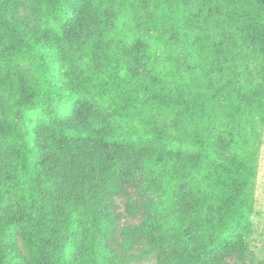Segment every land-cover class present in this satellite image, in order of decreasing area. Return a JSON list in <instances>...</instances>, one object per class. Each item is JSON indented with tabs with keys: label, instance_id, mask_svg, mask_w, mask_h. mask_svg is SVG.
<instances>
[{
	"label": "trees",
	"instance_id": "trees-1",
	"mask_svg": "<svg viewBox=\"0 0 264 264\" xmlns=\"http://www.w3.org/2000/svg\"><path fill=\"white\" fill-rule=\"evenodd\" d=\"M77 2L29 0L21 17L19 0H0V264H128L108 243L130 158L158 196L147 228L179 249L157 264L243 257L264 0H89L93 24L73 39ZM83 102L99 113L72 125Z\"/></svg>",
	"mask_w": 264,
	"mask_h": 264
},
{
	"label": "rangeland",
	"instance_id": "rangeland-1",
	"mask_svg": "<svg viewBox=\"0 0 264 264\" xmlns=\"http://www.w3.org/2000/svg\"><path fill=\"white\" fill-rule=\"evenodd\" d=\"M19 15L28 13L25 5L29 0H19ZM89 0H78L75 18L70 22L74 28L70 32L73 39L85 37L86 30L93 24V17L86 14ZM34 30H40V23L31 24ZM74 50L77 47L72 48ZM66 53L71 56V48L66 47ZM260 64L255 63L253 75L258 79ZM98 108L88 102L77 105L71 124L86 127V117L98 114ZM249 134H247L248 136ZM91 152L103 151L110 155L109 147L102 143H90ZM256 179L255 203L252 210L253 227L248 231L246 254L241 257L235 253L224 258L225 264H264V129L256 142ZM122 157V156H121ZM129 166L125 169L127 180L121 186L122 192L115 193L109 199V207L113 213L115 234L110 239L109 248L128 264H157L172 259L179 253L174 244H166L158 234L157 228L147 226L158 218L153 204L158 203V196L144 192L146 176L142 164L135 158L128 159ZM186 190V189H185ZM185 198V196H183ZM145 227V228H144ZM155 238L157 243L152 242ZM217 255L215 259H218ZM215 264V263H211Z\"/></svg>",
	"mask_w": 264,
	"mask_h": 264
}]
</instances>
